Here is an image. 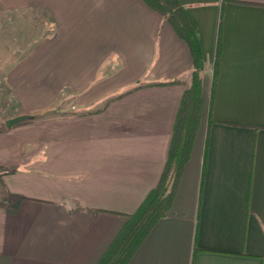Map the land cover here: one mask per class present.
Returning <instances> with one entry per match:
<instances>
[{
    "label": "crops",
    "instance_id": "crops-1",
    "mask_svg": "<svg viewBox=\"0 0 264 264\" xmlns=\"http://www.w3.org/2000/svg\"><path fill=\"white\" fill-rule=\"evenodd\" d=\"M177 1L203 108L171 206L126 264H264V0ZM21 22L22 46L0 41V264H98L158 183L191 54L143 0H0V33Z\"/></svg>",
    "mask_w": 264,
    "mask_h": 264
},
{
    "label": "trees",
    "instance_id": "trees-1",
    "mask_svg": "<svg viewBox=\"0 0 264 264\" xmlns=\"http://www.w3.org/2000/svg\"><path fill=\"white\" fill-rule=\"evenodd\" d=\"M143 1L157 11L172 27L174 32L187 44L192 58L190 82L181 97L167 159L158 183L147 194L137 210L127 216L124 226L101 256L98 264H126L155 221L168 211L175 195L183 166L189 158L203 108L201 73L204 63L194 19L177 0ZM169 82L176 83L180 81L173 80ZM208 121H210L209 110Z\"/></svg>",
    "mask_w": 264,
    "mask_h": 264
},
{
    "label": "rangeland",
    "instance_id": "rangeland-1",
    "mask_svg": "<svg viewBox=\"0 0 264 264\" xmlns=\"http://www.w3.org/2000/svg\"><path fill=\"white\" fill-rule=\"evenodd\" d=\"M26 22H27V20H26ZM22 27H23L22 22L20 25L11 24V26L9 27V32H6V33L1 32L0 33V41L3 42L2 44H4V42H7V44L9 46H11L15 42V46H17V47L20 45L22 46L23 38H22V35L20 36V34L22 32L21 33L19 32L20 30L23 29ZM26 28H27V25H26ZM44 29H45V26H44L43 18H41L40 16H37V15H33L31 18V39H32V41H34L37 37H39L43 33ZM26 36H27V33H26ZM7 98L8 97H0V113H1V115L3 114V111L10 109V106L8 107V105H7V101H8Z\"/></svg>",
    "mask_w": 264,
    "mask_h": 264
},
{
    "label": "water",
    "instance_id": "water-1",
    "mask_svg": "<svg viewBox=\"0 0 264 264\" xmlns=\"http://www.w3.org/2000/svg\"><path fill=\"white\" fill-rule=\"evenodd\" d=\"M28 117L29 116L25 115V114L18 115L15 117H11L5 121V126L9 128V127L14 126V125L20 123L21 121L27 119Z\"/></svg>",
    "mask_w": 264,
    "mask_h": 264
}]
</instances>
